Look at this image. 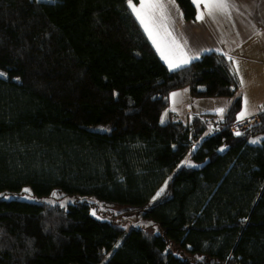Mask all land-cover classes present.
I'll list each match as a JSON object with an SVG mask.
<instances>
[{
	"label": "trees",
	"instance_id": "16d2710c",
	"mask_svg": "<svg viewBox=\"0 0 264 264\" xmlns=\"http://www.w3.org/2000/svg\"><path fill=\"white\" fill-rule=\"evenodd\" d=\"M52 1L0 0V264H264V110L232 135L230 60L170 71L128 0ZM181 89L233 102L217 121L161 123ZM190 152L195 166L175 170ZM54 193L124 206L158 232H125L86 199L41 201Z\"/></svg>",
	"mask_w": 264,
	"mask_h": 264
},
{
	"label": "crops",
	"instance_id": "0c3cea01",
	"mask_svg": "<svg viewBox=\"0 0 264 264\" xmlns=\"http://www.w3.org/2000/svg\"><path fill=\"white\" fill-rule=\"evenodd\" d=\"M190 1L195 9L193 20H185L175 0H164L168 5L167 19L152 22L146 18L148 27L155 35L157 44L164 51L167 59L161 56L157 44L153 43L144 25L129 8L168 70L184 67L210 52L224 55L229 59L239 80L242 99L241 110L236 115L234 123L242 120L239 119V115L245 109V98H247V106L252 108L247 112L246 117L259 114L264 110V0H228L229 8L226 11L217 12L211 18L205 15L202 20L197 19V16L199 12L204 11L203 4L201 3L198 9L193 0ZM139 2L140 0H137L132 3L139 7ZM169 32L171 36L167 35ZM173 38L181 45L180 48L172 44ZM184 57L195 58L190 59L187 64L169 68L170 61L176 64ZM231 103L230 98H194L187 89H181L169 95V108L165 112L168 113L167 121L174 119L187 123L195 116L211 115L210 112L226 109ZM181 113L186 121L181 118ZM219 118L214 120L217 121ZM262 139L264 140V136ZM195 148L196 145L193 150Z\"/></svg>",
	"mask_w": 264,
	"mask_h": 264
},
{
	"label": "rangeland",
	"instance_id": "374dc122",
	"mask_svg": "<svg viewBox=\"0 0 264 264\" xmlns=\"http://www.w3.org/2000/svg\"><path fill=\"white\" fill-rule=\"evenodd\" d=\"M40 2H46V3H52V0H36ZM2 73V72H0ZM0 77H4L3 75H0ZM241 96V93H240ZM229 99V98H227ZM233 102V98H230ZM244 103V102H243ZM241 105H242V99H241ZM178 109V108H177ZM227 109V108H226ZM225 109V110H226ZM252 110L250 106H247V112ZM245 111V109H244ZM257 111V110H253ZM167 112H164L160 116V122L165 123L167 121ZM209 114L215 115L214 118H219L222 114L219 112H210ZM181 118L185 120V117L181 113ZM216 120V119H215ZM186 121V120H185ZM260 138H255L251 142L252 143H258ZM262 140V138H261ZM255 141V142H253ZM187 166V167H192L195 166L194 163L191 160V152L187 154V156L182 159V161L176 166L175 170L178 169L181 166ZM164 189V185L159 189V191L156 193L155 197H158ZM20 200L28 201V202H35L39 201V198L33 197L30 190L28 191L23 190L20 195H19ZM82 199H86L84 201H87L90 203L91 210H92V215L95 213L93 216L96 217L99 220L103 221H108V222H113L114 224L122 227L125 232H129L131 229H144L147 231H151L154 233L158 232L157 226L154 222L143 219L142 216L138 213H131V212H125L124 206L121 205H115V204H107V203H102L98 201L95 198H83V197H66L63 195L55 194L52 195L49 198L42 199L41 201L45 202H51V203H57L60 204L61 206H66L70 203H73L75 201H81Z\"/></svg>",
	"mask_w": 264,
	"mask_h": 264
},
{
	"label": "snow or ice",
	"instance_id": "6c2138e0",
	"mask_svg": "<svg viewBox=\"0 0 264 264\" xmlns=\"http://www.w3.org/2000/svg\"><path fill=\"white\" fill-rule=\"evenodd\" d=\"M129 7L132 9V11L135 13L137 19L140 21L142 25L145 27V31L149 33L150 38H152L153 43L157 44V40L155 38V35L151 31V29L148 27V24L146 23L147 20H150L152 22H155L156 20L163 21L167 19L168 13H167V7L168 5L164 2V0H140L139 7H137L135 4L132 3V0H128ZM193 3L196 4L197 8H200L201 3L203 4L204 11L199 12L197 19H204L205 15L208 17H213L217 12H224L229 8V2L228 0H193ZM182 15V14H181ZM162 26V25H161ZM168 36H171V33H167ZM172 44L175 45L176 48H180L181 45L176 42L175 38L172 39ZM157 50L161 51V56L167 59L165 56L164 51L161 50L159 44H157ZM195 57H184L181 61H179L176 64H173L171 61L169 62V68L173 67H179L181 64H187L190 62V59H194ZM239 72V68L237 67V73ZM0 75H3V73H0ZM241 83H243V80H241ZM174 96L176 94H173ZM247 98H245V111L241 112L239 115V119H244L247 115ZM219 113H223L225 109L221 108L217 110ZM236 135H240L239 132L236 133ZM255 142V141H253ZM25 191H28V189H25ZM55 195V193L53 194ZM95 213H93L94 215Z\"/></svg>",
	"mask_w": 264,
	"mask_h": 264
},
{
	"label": "built area",
	"instance_id": "2783aa9c",
	"mask_svg": "<svg viewBox=\"0 0 264 264\" xmlns=\"http://www.w3.org/2000/svg\"><path fill=\"white\" fill-rule=\"evenodd\" d=\"M260 121H259V116L258 114H254L251 116H248L244 119H242L239 122L233 123L230 127V132L232 133V135L234 136H238L236 135L237 132L240 133V135H242L243 133H245L246 131H248L250 128L255 127L257 125H259ZM218 133V131H212L207 135V138L211 137L212 135Z\"/></svg>",
	"mask_w": 264,
	"mask_h": 264
}]
</instances>
